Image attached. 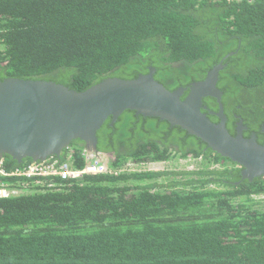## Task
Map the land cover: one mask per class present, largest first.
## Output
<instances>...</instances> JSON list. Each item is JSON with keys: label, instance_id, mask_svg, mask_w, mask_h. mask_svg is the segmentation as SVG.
Returning <instances> with one entry per match:
<instances>
[{"label": "trees", "instance_id": "1", "mask_svg": "<svg viewBox=\"0 0 264 264\" xmlns=\"http://www.w3.org/2000/svg\"><path fill=\"white\" fill-rule=\"evenodd\" d=\"M232 51L218 81L229 129L235 112L264 139V0H0V80L81 91L152 64L174 90ZM131 111L98 132L118 174L0 175L21 190L0 198V264H264V176L237 184V164L200 138ZM84 148L59 160L84 168ZM190 156L197 170L133 167ZM4 158L7 170L34 162Z\"/></svg>", "mask_w": 264, "mask_h": 264}, {"label": "water", "instance_id": "2", "mask_svg": "<svg viewBox=\"0 0 264 264\" xmlns=\"http://www.w3.org/2000/svg\"><path fill=\"white\" fill-rule=\"evenodd\" d=\"M226 54L206 77L174 90L155 78V67L135 78L107 77L85 90H76L47 79L6 77L0 80V158L10 156L18 163L30 158L45 161L64 155L71 143L81 140L96 149L98 132L107 120H118L127 110L159 117L178 125L204 141L222 157L241 168V178L253 181L264 176V143L256 133L245 137L243 128L233 135L227 125L218 87ZM214 97L220 117L213 121L203 109L204 99ZM264 132V127L263 130Z\"/></svg>", "mask_w": 264, "mask_h": 264}, {"label": "built area", "instance_id": "3", "mask_svg": "<svg viewBox=\"0 0 264 264\" xmlns=\"http://www.w3.org/2000/svg\"><path fill=\"white\" fill-rule=\"evenodd\" d=\"M253 1V0H247ZM97 153V152H96ZM87 148L83 149V154L87 158V163L84 168H75L71 157L62 162L58 158H48L45 161H36L24 166L16 167L7 170L5 158H0V175L4 176H24V177H39V176H60L63 179L79 178L85 174H118L121 169L114 168L110 162L102 160L101 155L96 154ZM12 189L8 188L4 183H0V198L8 197Z\"/></svg>", "mask_w": 264, "mask_h": 264}, {"label": "flooded vegetation", "instance_id": "4", "mask_svg": "<svg viewBox=\"0 0 264 264\" xmlns=\"http://www.w3.org/2000/svg\"><path fill=\"white\" fill-rule=\"evenodd\" d=\"M230 56H231V55H230ZM150 67H155V66H153L152 64H151V65H148V67H147V68H148V72H149ZM155 68H156V67H155ZM156 72H157V69H156L154 75L156 74ZM141 73H144V72H141ZM141 73H139V74H141ZM146 73H147V72H146ZM205 101H206V102H205ZM210 103L213 104V105H214V103H216V104L218 105V102H217V100H216L214 97H207V98L204 99V104L207 106V109H203V111H204V110H208L207 112H208L210 115H213V117H216L215 120H213V119L210 117V115H208V113L206 112L207 115H208L213 121H220V117H219V116L210 113V111L218 112L219 109H220L219 105H218L217 110H213V109L209 106ZM223 106H224V105H223ZM133 112H134V111H131L132 114H133ZM204 112H205V111H204ZM224 113H225V108H224ZM135 114H136V117H137V118H141V117H139L140 114H137L136 112H135ZM225 115H226V113H225ZM136 117H135V118H136ZM226 117H227V115H226ZM132 119H133V118H132ZM115 122H116V121H115ZM115 122H114L113 124H110V125L113 126V125L115 124ZM231 123L233 124L232 132H231L230 129H229V118L227 117L226 125H227L229 131H230L233 135H236V134H237L238 129L243 128V126H247V125L244 124V120H243V118H241V116H240L238 113H235V112H233V120H231L230 125H231ZM263 127H264V126H263ZM263 127H262L261 131L263 130ZM140 130H142V129L140 128ZM247 130H248V126H247L246 128H243V132H242V133H243V135H244L245 137H249V136L252 135V133L255 132L256 135H257V140L260 141L261 144L264 143V139H263V137H262L261 134H258L256 131H251L249 135H246V131H247ZM262 133L264 134L263 131H262ZM104 137H105V135H104ZM104 137L101 138V142H100V140H99L100 137H99V135H98V141H97L96 149H98V148L100 147V148L98 149V152H101V153L104 154V155H108V154L106 153V150H107V145H106V143H107V138H104ZM103 139H104V141H103ZM99 150H101V151H99ZM102 150H103V151H102ZM62 157H63V156H62ZM62 157H61V159H62ZM234 168L239 169L240 167H239L238 165H234ZM232 172H233V177H236V174H235V173H237V170L232 169ZM239 173H240V179H239L238 181H236L237 184L240 183L242 180H244V179L241 178V168H240V170H239Z\"/></svg>", "mask_w": 264, "mask_h": 264}, {"label": "rangeland", "instance_id": "5", "mask_svg": "<svg viewBox=\"0 0 264 264\" xmlns=\"http://www.w3.org/2000/svg\"><path fill=\"white\" fill-rule=\"evenodd\" d=\"M93 152L96 153V150ZM96 154H99L101 155L102 157V160L106 161V162H110V158L108 155H104L102 154L101 152L100 153H96ZM199 163H200V160L195 158V157H187V158H177V159H174V160H171V161H167V162H154V163H151V164H148V165H144V166H133L134 168H139L140 170H166V171H171V172H177V171H190V170H197L198 166H199ZM175 177L174 179L177 180L178 176H174ZM172 177V178H173ZM193 179V178H196L195 176L193 175H186L183 177L184 180H188V179ZM162 180H165L167 183L169 182L168 178L166 177L165 179H162ZM212 187H216V186H219L218 184H212L211 185ZM21 190L20 189H12L11 194H18L20 193ZM264 203V202H263Z\"/></svg>", "mask_w": 264, "mask_h": 264}, {"label": "clouds", "instance_id": "6", "mask_svg": "<svg viewBox=\"0 0 264 264\" xmlns=\"http://www.w3.org/2000/svg\"><path fill=\"white\" fill-rule=\"evenodd\" d=\"M96 152H98V151H96ZM98 153H100V152H98Z\"/></svg>", "mask_w": 264, "mask_h": 264}]
</instances>
